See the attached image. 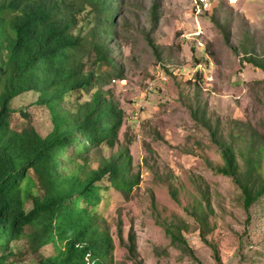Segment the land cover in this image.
Wrapping results in <instances>:
<instances>
[{
  "label": "rangeland",
  "instance_id": "obj_1",
  "mask_svg": "<svg viewBox=\"0 0 264 264\" xmlns=\"http://www.w3.org/2000/svg\"><path fill=\"white\" fill-rule=\"evenodd\" d=\"M116 22L119 39H110L125 80L103 90L123 110V125L112 149L90 152L91 166L122 149L139 182L125 197L102 181L98 214L113 239V264H218L212 245L222 264H264V198L244 209L235 180L207 165L220 155L205 128L235 139L245 171L252 138L264 137V0H124ZM36 102L34 93L16 98L12 124L46 136L50 116ZM167 226L189 246L173 242ZM131 231L133 257L119 239L121 232L127 243ZM13 250V264L53 253L52 245L32 252L25 237Z\"/></svg>",
  "mask_w": 264,
  "mask_h": 264
},
{
  "label": "trees",
  "instance_id": "obj_2",
  "mask_svg": "<svg viewBox=\"0 0 264 264\" xmlns=\"http://www.w3.org/2000/svg\"><path fill=\"white\" fill-rule=\"evenodd\" d=\"M123 3L0 0V264H13V243L22 237L34 253L52 245L53 253H40L37 264L114 263L113 239L98 214L102 181L128 197L139 177L130 172L125 150L100 156L96 167L90 152L112 149L123 125V110L103 90L125 80L111 45L119 39L116 19ZM84 21L90 24L86 32ZM27 93L49 113L52 130L46 136L32 124H12V103ZM191 114L201 120L198 110ZM205 128L220 155L207 165L235 180L249 212L264 198V137L252 138L243 171L235 139L223 140L216 129ZM198 218L208 226V215ZM166 229L173 242L189 246L172 226ZM119 237L135 256L133 231L127 243L121 232Z\"/></svg>",
  "mask_w": 264,
  "mask_h": 264
}]
</instances>
